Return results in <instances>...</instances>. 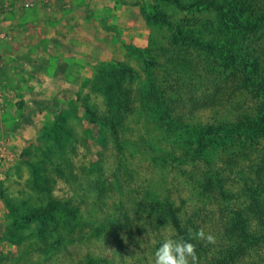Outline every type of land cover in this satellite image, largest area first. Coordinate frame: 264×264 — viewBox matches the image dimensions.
I'll use <instances>...</instances> for the list:
<instances>
[{"label": "rangeland", "instance_id": "374dc122", "mask_svg": "<svg viewBox=\"0 0 264 264\" xmlns=\"http://www.w3.org/2000/svg\"><path fill=\"white\" fill-rule=\"evenodd\" d=\"M2 2L0 264H154L165 236L200 228L216 241H192L199 264H264V239L230 235L247 186L264 180V138L235 166L220 153L185 156L203 127L260 102L232 65L174 38L215 33L204 0ZM24 10L40 18L23 23ZM153 85L161 104L146 100ZM155 200L170 201L178 223L161 221Z\"/></svg>", "mask_w": 264, "mask_h": 264}, {"label": "trees", "instance_id": "16d2710c", "mask_svg": "<svg viewBox=\"0 0 264 264\" xmlns=\"http://www.w3.org/2000/svg\"><path fill=\"white\" fill-rule=\"evenodd\" d=\"M169 1L178 4V0ZM204 4L206 9H212L215 12L217 20L215 33L209 32L211 36L207 35L206 40H204V37L200 39L194 37L192 31L183 35L181 34L182 30L179 29L177 30L178 36L174 35V38H180L183 44L189 45V42H192L198 48L208 50L215 60H225L228 65H232L234 71L242 73V76L257 89L260 102L249 116H238L235 120L223 124L203 127L197 133V142L193 148L194 152L189 146L190 148L187 147L189 150L185 149V156L195 160L203 157L206 159L214 153H220L227 157L228 164L231 163L235 166L239 164L241 159L249 157V151L256 141L264 138V60L261 56L264 53V0H222L217 2L204 0ZM174 69H176V66H174ZM116 72L130 79L135 74L131 68L125 65H121ZM117 74L113 77L118 85L120 76ZM151 87V90L146 93V100L150 104H154L155 100L159 101L158 104H161L159 93L163 88L155 85ZM114 90L115 88L111 89V99ZM117 101L122 105V101ZM109 102L112 105V100H109ZM86 112L91 116L93 115L89 108H86ZM107 119L109 120L107 124L110 125L111 116L110 118L104 117V120ZM56 128L58 130L61 125L57 123ZM57 130L53 129L51 133L55 135L58 132ZM49 161L51 160L49 159ZM43 170L41 176L39 174L40 179L35 176V180H39L41 183L39 184L45 187ZM58 171L62 174V171ZM254 183H257L256 186L261 187V190L255 189ZM263 184L264 180L255 178L252 185L247 186L249 197L245 208L241 210V213L239 211L234 213V221L230 229V235L235 238L239 237L252 247L257 246L264 239ZM57 204H60V202H57ZM152 208L153 210L156 209L157 216L159 215L158 218L161 221L171 218L175 223H178L176 209L170 201L155 200ZM53 209V205H48L43 207L42 211L50 214ZM244 213L253 216L255 225H252V222L248 220L247 216H244ZM232 254L234 257L238 255L235 250L232 251ZM220 264L231 263L224 259L221 260Z\"/></svg>", "mask_w": 264, "mask_h": 264}, {"label": "clouds", "instance_id": "9594fccd", "mask_svg": "<svg viewBox=\"0 0 264 264\" xmlns=\"http://www.w3.org/2000/svg\"><path fill=\"white\" fill-rule=\"evenodd\" d=\"M203 240L206 243L214 244L216 237L206 233L203 228L193 232L188 230L187 238L172 235L165 236L154 253V264H199L196 252V244L192 241Z\"/></svg>", "mask_w": 264, "mask_h": 264}, {"label": "crops", "instance_id": "0c3cea01", "mask_svg": "<svg viewBox=\"0 0 264 264\" xmlns=\"http://www.w3.org/2000/svg\"><path fill=\"white\" fill-rule=\"evenodd\" d=\"M2 2V0H0V3ZM3 3V2H2ZM33 12V13H32ZM33 14H35V16H33ZM20 21H22L23 23L25 22V21H31V19H32V17H34V19H38V18H40L39 17V12H37V11H31L30 13H29V11H26V10H24V12L23 13H20ZM11 21H12V18L10 19Z\"/></svg>", "mask_w": 264, "mask_h": 264}, {"label": "built area", "instance_id": "2783aa9c", "mask_svg": "<svg viewBox=\"0 0 264 264\" xmlns=\"http://www.w3.org/2000/svg\"><path fill=\"white\" fill-rule=\"evenodd\" d=\"M14 2H15V4H16V2H17V4L19 3V2H21L22 3V6H24V7H30L31 6V4H32V2H31V0H13ZM2 36V35H1ZM1 107H2V104H1V101H0V113H1Z\"/></svg>", "mask_w": 264, "mask_h": 264}]
</instances>
